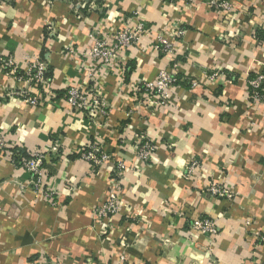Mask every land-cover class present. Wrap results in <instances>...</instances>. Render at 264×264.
<instances>
[{"label": "crops", "instance_id": "crops-1", "mask_svg": "<svg viewBox=\"0 0 264 264\" xmlns=\"http://www.w3.org/2000/svg\"><path fill=\"white\" fill-rule=\"evenodd\" d=\"M230 1L228 11L202 0L0 1V56L46 61L54 95L38 91L46 102L36 108L0 101V137L24 152H48L44 183L57 203L0 152V264H264V243L245 230L251 222L264 237V103H253L248 89L264 74V0ZM140 21L148 33L110 69L82 57L96 37ZM176 29L186 34L174 53L158 52L157 36ZM166 68L190 81L170 107L140 108L133 86ZM218 69L235 79L213 89L205 73ZM90 85L107 117L88 119L63 96ZM15 86L0 68V90ZM133 133L157 144L148 163L137 158ZM90 143L110 155L97 170L80 157ZM191 159L204 170L188 180ZM119 163L128 168L122 177ZM214 181L234 197L205 194ZM112 195L119 213L98 220L94 209ZM205 217L218 223L214 237L192 230Z\"/></svg>", "mask_w": 264, "mask_h": 264}, {"label": "built area", "instance_id": "built-area-1", "mask_svg": "<svg viewBox=\"0 0 264 264\" xmlns=\"http://www.w3.org/2000/svg\"><path fill=\"white\" fill-rule=\"evenodd\" d=\"M0 1L2 2V0ZM202 2L218 11H228L234 7L230 0L223 2L202 0ZM146 33L148 31L143 21L138 22L136 25L127 24L123 29L115 32L111 38L96 37L93 40V45L82 57L95 64L98 71L108 70L114 65L120 54H127V52L136 48L141 36ZM185 34L184 29L159 34L155 49L160 53L171 55L175 51L176 42L174 40L184 38ZM67 52L70 56L74 55L73 49H69ZM0 68L6 76L16 83L13 88L0 90V101L15 97L19 98L22 103L36 108L43 106L46 102V99H43L38 91L44 92L49 98L54 97L52 93L46 91L47 86L50 84L49 67L47 62L40 57L26 54L16 55L14 53L1 55ZM205 78L206 83L213 89H220L225 83H232L235 79L234 76L228 75V73L219 69L207 71ZM188 81L190 80L166 68L159 72L157 80L154 82H140L133 86L132 91L139 98L137 102L141 105L140 108L147 109L152 103L156 108H168L175 100L174 93L179 87L186 86ZM248 89L253 103H264V74L261 73L249 79ZM95 93V88L90 85L88 90L70 87L66 89L63 96L74 111L82 112L88 119H94L96 114L107 117L109 109L104 101H100L96 97ZM133 138L137 158L142 163H148L157 150V144L144 133H133ZM0 152L7 153L16 168H24L30 174V185L35 191L42 192L50 204L57 205L54 200L55 192L46 189L44 183L48 152L40 150L24 152L20 147H11L5 137H0ZM80 157L93 170L101 168L110 159L107 150L97 143L88 144ZM127 170L126 164H118L119 177H122ZM203 170L204 166L200 160L191 159L185 167L184 177L190 180L197 177V174ZM204 193L211 198L232 199L234 197V194L215 181L207 185ZM119 210L118 198L112 195L105 203L94 209V215L98 220L104 221L118 214ZM245 225L247 234L253 238L256 244L262 245L264 237L255 229L253 223L246 222ZM192 230L197 235L214 237L218 232V223L205 217L195 222L192 225ZM126 264L128 263L126 262Z\"/></svg>", "mask_w": 264, "mask_h": 264}, {"label": "trees", "instance_id": "trees-1", "mask_svg": "<svg viewBox=\"0 0 264 264\" xmlns=\"http://www.w3.org/2000/svg\"><path fill=\"white\" fill-rule=\"evenodd\" d=\"M49 77H51V73H49ZM26 155V154H25ZM27 158V156H25Z\"/></svg>", "mask_w": 264, "mask_h": 264}]
</instances>
